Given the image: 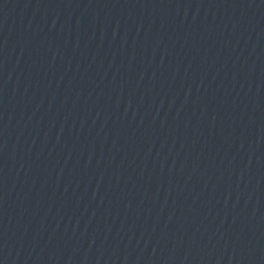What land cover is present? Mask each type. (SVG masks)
I'll list each match as a JSON object with an SVG mask.
<instances>
[{"label":"water","instance_id":"1","mask_svg":"<svg viewBox=\"0 0 264 264\" xmlns=\"http://www.w3.org/2000/svg\"><path fill=\"white\" fill-rule=\"evenodd\" d=\"M0 264H264V0H0Z\"/></svg>","mask_w":264,"mask_h":264}]
</instances>
